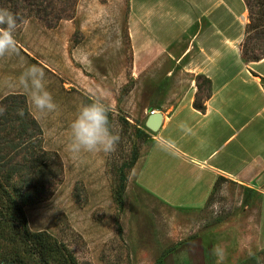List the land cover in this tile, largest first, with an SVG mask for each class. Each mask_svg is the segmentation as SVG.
Listing matches in <instances>:
<instances>
[{
	"label": "rangeland",
	"instance_id": "1",
	"mask_svg": "<svg viewBox=\"0 0 264 264\" xmlns=\"http://www.w3.org/2000/svg\"><path fill=\"white\" fill-rule=\"evenodd\" d=\"M128 1L0 0V9L22 19L14 34L17 51L0 58V145H17L4 150L0 179L23 184L31 198L22 207L27 231L42 232L59 250L56 261L53 253L41 260L5 231L0 264H264L263 207L256 192L220 180L203 205L176 208L138 185V169L152 143L145 127L149 112L182 102L193 80L199 98L207 85L165 52L151 57L148 49L135 51ZM246 2L248 35L241 55L247 61L264 53V0ZM32 65L45 73L58 105L54 113L37 111L19 85ZM95 99L109 106L119 143L110 154L74 156L67 147L71 123ZM19 100L25 117L35 122L23 135L18 131L24 115L6 113Z\"/></svg>",
	"mask_w": 264,
	"mask_h": 264
},
{
	"label": "crops",
	"instance_id": "2",
	"mask_svg": "<svg viewBox=\"0 0 264 264\" xmlns=\"http://www.w3.org/2000/svg\"><path fill=\"white\" fill-rule=\"evenodd\" d=\"M246 13L245 0L128 1L135 51L165 52L207 80L203 97L193 80L182 102L160 110L162 124L151 134L137 183L166 205L191 208L207 201L217 181L229 180L261 196L264 229V53L242 58ZM181 122L192 134L181 131Z\"/></svg>",
	"mask_w": 264,
	"mask_h": 264
},
{
	"label": "clouds",
	"instance_id": "3",
	"mask_svg": "<svg viewBox=\"0 0 264 264\" xmlns=\"http://www.w3.org/2000/svg\"><path fill=\"white\" fill-rule=\"evenodd\" d=\"M18 27L17 17L6 9H0V58L17 51L15 32ZM19 85L28 93L34 108L42 114L54 113L58 109L52 94L47 90V81L43 69L32 65L19 77ZM110 108L101 99L82 105L71 123V141L68 150L74 155L81 153L103 152L110 154L116 150L120 136L109 120ZM2 114V110H0ZM23 117V110H18ZM179 128L185 134H192V129L185 122ZM219 246L213 248V255H218Z\"/></svg>",
	"mask_w": 264,
	"mask_h": 264
},
{
	"label": "trees",
	"instance_id": "4",
	"mask_svg": "<svg viewBox=\"0 0 264 264\" xmlns=\"http://www.w3.org/2000/svg\"><path fill=\"white\" fill-rule=\"evenodd\" d=\"M245 3L247 7H249L246 0H245ZM21 20L22 19L19 18L18 22H20ZM260 27L264 28V23H262ZM247 35H248V32H247ZM257 59L258 57L254 56V57L249 58L247 61H251V60L255 61ZM205 82H207V80ZM13 98L14 100H17L18 96H14ZM7 101H8V98H7ZM19 102L20 104L14 103V105H8L6 108V113L7 115H10V117H12V116H15V114L13 115V113L18 112V110H23L24 117L22 118V124L19 122L20 126H19V131H18L19 135H23L24 132L26 133L27 127L30 125H34L35 122L31 117H25L27 109L22 105L23 104L22 100L21 101L19 100ZM13 120L18 121L17 119L16 120L13 119ZM27 136H28V133H27ZM16 146H17L16 144L11 145L8 143H4L0 145V167H2L3 163L5 162L4 156H3L4 150H7L9 147L15 148ZM135 160L136 159L132 160V163L129 165V168H132V165L135 162ZM13 171L11 174L8 175L9 177L14 174ZM9 180L10 179L7 177L0 179V238H3L5 231H11L12 234L14 233L13 234L14 236H11L12 235L11 234L8 237L11 241L14 239L18 240L21 244L28 247L27 248L28 250L32 249L33 253H38L41 260L46 259V256L48 253H53V255L50 258L56 261L55 256H56V253L59 252V250L57 251V246L53 247L49 243V241L45 238L44 234H42V232H36V233L28 232L25 227V217L23 215L22 207L26 205L28 201L31 199L30 195L24 191L23 184H20V185L18 183L11 184ZM219 181H217V183ZM217 183H215V186L217 185ZM122 190H123V187L121 186L120 190L117 192V197H116V200L120 205L122 204V198H121ZM247 190L249 192H253L251 191V189H247ZM66 261L63 260L62 264H64V262ZM17 263L21 264L20 261H17ZM44 264H48V262L45 261ZM155 264H161L160 260H157Z\"/></svg>",
	"mask_w": 264,
	"mask_h": 264
},
{
	"label": "water",
	"instance_id": "5",
	"mask_svg": "<svg viewBox=\"0 0 264 264\" xmlns=\"http://www.w3.org/2000/svg\"><path fill=\"white\" fill-rule=\"evenodd\" d=\"M163 114L160 110L150 112L145 119V127L152 133H156L162 124Z\"/></svg>",
	"mask_w": 264,
	"mask_h": 264
},
{
	"label": "built area",
	"instance_id": "6",
	"mask_svg": "<svg viewBox=\"0 0 264 264\" xmlns=\"http://www.w3.org/2000/svg\"><path fill=\"white\" fill-rule=\"evenodd\" d=\"M150 112L152 113V112H154V110H151ZM150 112H149V113H150Z\"/></svg>",
	"mask_w": 264,
	"mask_h": 264
},
{
	"label": "bare ground",
	"instance_id": "7",
	"mask_svg": "<svg viewBox=\"0 0 264 264\" xmlns=\"http://www.w3.org/2000/svg\"><path fill=\"white\" fill-rule=\"evenodd\" d=\"M263 58H264V57H263ZM263 58H262V59H263Z\"/></svg>",
	"mask_w": 264,
	"mask_h": 264
}]
</instances>
